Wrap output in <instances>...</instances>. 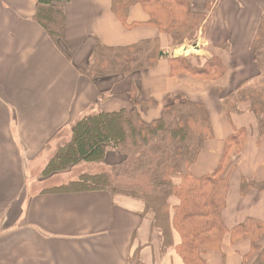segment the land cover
<instances>
[{"label": "crops", "instance_id": "crops-1", "mask_svg": "<svg viewBox=\"0 0 264 264\" xmlns=\"http://www.w3.org/2000/svg\"><path fill=\"white\" fill-rule=\"evenodd\" d=\"M36 2L0 0V264H183L172 249H162L139 200L105 192L48 193L75 179H69V172L41 178L44 154L56 135L90 108H132L131 98L119 90L128 91L132 82L138 90L135 102L150 98L157 103L139 112L148 123L160 117L167 96L182 95L205 106L212 138L189 168L193 177L212 173L233 128L246 129L237 166L229 173L221 219L227 229L247 219L264 222V189L240 195L242 178L264 183V136L257 137L256 119L246 104L239 106L242 113L228 118L221 99L256 73L250 44L264 15V0H213L196 42L175 48L168 36L144 25L147 15L140 6L130 8L127 24H141L126 28L112 14L110 0H71L64 5L69 58L33 20ZM204 3L195 0L193 7L203 10ZM155 38L168 57L128 80L93 84L78 71L87 67L97 42L125 47ZM188 55L201 61L217 57L225 74L216 81L171 75L167 59ZM98 92L109 94L103 103ZM115 155L108 159L116 161ZM48 180L65 181L43 188ZM180 180V174L172 176L174 184ZM173 240L178 244L180 239L174 235ZM249 249L247 238L232 243L225 236L219 252L205 255L206 264H251L252 257L243 259Z\"/></svg>", "mask_w": 264, "mask_h": 264}, {"label": "trees", "instance_id": "trees-1", "mask_svg": "<svg viewBox=\"0 0 264 264\" xmlns=\"http://www.w3.org/2000/svg\"><path fill=\"white\" fill-rule=\"evenodd\" d=\"M70 1L37 0L33 16L67 58L64 5ZM110 3L112 14L126 28L141 24H127L130 8L140 6L147 15L144 25L168 36L170 46L175 48L196 42L206 26L213 0H205L200 11L193 8L192 0H110ZM160 51L157 38L125 47H108L97 42L87 67L78 71L93 84L103 79L130 77L156 68L161 61ZM250 51L255 75L235 90L224 93L221 99L228 118L231 114L242 113L239 106L246 104L247 111L256 119L257 137L260 138L264 136V15L258 23ZM167 62L171 75L187 74L198 80L216 81L226 71L215 56L203 61L197 56H182L168 58ZM107 96L106 92H98V101H104ZM132 104L130 110L113 112L90 108L69 126V139L62 141L41 174L48 177L79 164H100L108 152H117L124 159L109 170L97 174L81 173L75 180L45 192H105L139 200L143 204V216L150 214L151 226L161 237L162 249H172L183 264H206L205 255L219 252L225 236H229L232 243L247 238L250 249L243 256L244 261L252 257L251 264H264V242L261 243L264 222L247 219L227 229L221 219L229 173L237 166L246 129L233 128L232 134L223 142L220 161L212 173L193 177L189 168L212 138L205 106L190 102L182 95L167 96L160 117L148 123L136 107L144 111L157 103L148 98L138 102L132 99ZM178 174L181 180L174 184L172 176ZM263 189L262 182L245 178L240 181L241 196ZM174 235L180 239L178 244H174Z\"/></svg>", "mask_w": 264, "mask_h": 264}, {"label": "rangeland", "instance_id": "rangeland-1", "mask_svg": "<svg viewBox=\"0 0 264 264\" xmlns=\"http://www.w3.org/2000/svg\"><path fill=\"white\" fill-rule=\"evenodd\" d=\"M195 0H192V5H193V2ZM203 0H197V3L199 4V6L202 4ZM195 8V5L194 7ZM197 11H200V10H197ZM191 44V43H189ZM191 46V45H190ZM180 56V55H179ZM188 56H191V55H188ZM202 63V62H201ZM142 73V72H141ZM139 74V73H138ZM127 80H128V77H125ZM131 87V91H129ZM122 92L124 93H120V95H123V94H127V96L129 98H131V103H132V99H135L134 96L136 95V89H135V83L132 82L131 85H129V88H128V91H124L122 89V87H120V89ZM109 95V94H108ZM108 97V96H107ZM106 97V98H107ZM173 96H171L172 98ZM103 103V101H101ZM133 105V104H132ZM133 107V106H132ZM131 108V107H130ZM130 108H127L126 110H130ZM163 108V107H162ZM132 109V108H131ZM95 111H98V110H95ZM138 112H143L141 111L140 109L138 110ZM158 119V118H157ZM70 137V130H63L61 131L53 140L52 142L50 143L51 146L48 147V153L46 151V153L44 154L45 156V159H47L46 161L48 162L49 159L52 157V155L54 154V152H56L58 146H60V144H62V141L63 140H68ZM110 153H117V152H108L106 154V157L103 161V163H100V164H91V165H88V164H79V165H76V166H73V167H70L68 168L67 170L63 171V172H60V173H56L57 175H61V174H65L66 172H69V176H71L69 179H76L78 177L79 174L81 173H84V172H88L90 174H97V173H100L102 171H106V170H109L112 166L120 163L124 157L122 155H120L119 153H117L118 155H115L117 156V159L116 161H114V158L113 157H110L108 159V155ZM45 167V166H44ZM43 167V169H44ZM43 169L41 171H43ZM71 170V171H70ZM56 174H52V175H56ZM51 176V175H50ZM63 176V175H62ZM68 176V175H66ZM42 174H41V178H42ZM45 178V177H43ZM58 178H61L60 176ZM65 180H48V181H44V183H47V184H43L42 187H48V186H56V185H59L61 182H63ZM66 181H72V180H66ZM43 182V181H41ZM40 186V185H39ZM253 261V259H252Z\"/></svg>", "mask_w": 264, "mask_h": 264}, {"label": "water", "instance_id": "water-1", "mask_svg": "<svg viewBox=\"0 0 264 264\" xmlns=\"http://www.w3.org/2000/svg\"><path fill=\"white\" fill-rule=\"evenodd\" d=\"M167 57H168V54H166V53H164L162 51L159 52V59L167 58Z\"/></svg>", "mask_w": 264, "mask_h": 264}]
</instances>
